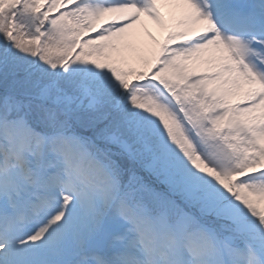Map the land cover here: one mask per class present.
I'll list each match as a JSON object with an SVG mask.
<instances>
[{
	"label": "snow or ice",
	"instance_id": "1",
	"mask_svg": "<svg viewBox=\"0 0 264 264\" xmlns=\"http://www.w3.org/2000/svg\"><path fill=\"white\" fill-rule=\"evenodd\" d=\"M0 264H264V0H0Z\"/></svg>",
	"mask_w": 264,
	"mask_h": 264
},
{
	"label": "bare ground",
	"instance_id": "2",
	"mask_svg": "<svg viewBox=\"0 0 264 264\" xmlns=\"http://www.w3.org/2000/svg\"><path fill=\"white\" fill-rule=\"evenodd\" d=\"M165 12H167V9H165ZM146 22H148V25H150L151 28L153 29L154 34H155V36H154L155 39L160 38V35H161V31L162 30H163L162 34L165 32L164 29H162L161 27H159L158 25H156L155 22L149 20L148 18H147ZM131 31L134 34V38H128V37L124 38L123 40L120 41L121 46L123 47V49H124L125 52H129L128 50H131V49L128 48V47H130L128 45V43L129 42L136 41L138 47L134 45L136 47L135 50H131L130 52H135V53L139 54L138 53V51L140 50L139 49L140 48L139 45L141 43L138 42V40L146 39V35L143 32V30L141 29V27L139 26V24L136 25V26H134V28ZM147 43H149V46L147 48L145 47L146 48V52L151 56L152 52L154 53L156 51L157 47L154 46V45H152V42L147 41ZM125 44L127 45V47H124ZM140 55H142V50H140Z\"/></svg>",
	"mask_w": 264,
	"mask_h": 264
},
{
	"label": "rangeland",
	"instance_id": "3",
	"mask_svg": "<svg viewBox=\"0 0 264 264\" xmlns=\"http://www.w3.org/2000/svg\"><path fill=\"white\" fill-rule=\"evenodd\" d=\"M141 25H143L142 27H141V29L143 30V32L145 33V35H146V39H141V40H138V42H140L141 44L139 45L140 47H141V49H142V51H143V55L142 56H146V57H148L149 59H151L152 57L146 52V48L149 46V43H147V41H150V39H151V37H150V35L149 34H147V32H148V29L146 28V22L144 21ZM149 35V36H148ZM151 42V41H150ZM135 45H137V42L136 41H134L133 42ZM146 47V48H145ZM129 49H131V50H135L134 48H132V47H129ZM123 54L125 55V56H127L132 62H133V64L134 65H139V63L141 62V60H140V58L142 57H138V54L137 53H135V52H123Z\"/></svg>",
	"mask_w": 264,
	"mask_h": 264
}]
</instances>
